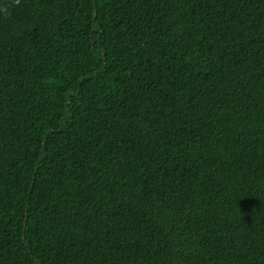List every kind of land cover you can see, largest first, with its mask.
Returning a JSON list of instances; mask_svg holds the SVG:
<instances>
[{
	"label": "trees",
	"instance_id": "trees-1",
	"mask_svg": "<svg viewBox=\"0 0 264 264\" xmlns=\"http://www.w3.org/2000/svg\"><path fill=\"white\" fill-rule=\"evenodd\" d=\"M0 264H264V0H0Z\"/></svg>",
	"mask_w": 264,
	"mask_h": 264
}]
</instances>
